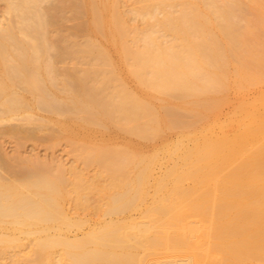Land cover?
<instances>
[{"label": "bare ground", "instance_id": "6f19581e", "mask_svg": "<svg viewBox=\"0 0 264 264\" xmlns=\"http://www.w3.org/2000/svg\"><path fill=\"white\" fill-rule=\"evenodd\" d=\"M0 1V123L83 163L0 173V264H264V0Z\"/></svg>", "mask_w": 264, "mask_h": 264}, {"label": "rangeland", "instance_id": "374dc122", "mask_svg": "<svg viewBox=\"0 0 264 264\" xmlns=\"http://www.w3.org/2000/svg\"><path fill=\"white\" fill-rule=\"evenodd\" d=\"M52 1L54 2L55 0H52ZM121 4H122L121 9L127 10V11H129L132 8H136V7L140 6V3L136 0H126L125 2L122 0ZM3 5H4V1H3V4H2V1H0V12H2V10L4 9L5 5L4 6ZM88 19H89V17L86 14L73 16V15H70V13H69V17L66 19L65 22H63L61 24H56L53 28H56V29L64 28L69 32L77 30L79 36L81 38L83 37L82 39H84L85 30L82 27L87 22ZM113 51H115V50H113ZM116 54L117 53L114 52L113 55H115V56H113V57L115 59H117V61H120V60H118V57H119L118 54L117 55ZM119 59H120V57H119ZM59 65H61V66L66 65L68 67H74L75 64L72 61H68L65 64L59 63ZM130 81L135 83V81L129 79V83H131ZM133 83H131L130 85L133 87L136 86L135 84L133 85ZM14 120L12 121L13 124L20 122V121H17L16 119H14ZM14 122H16V123H14ZM10 125H11L10 121H8V122L6 121L4 123L2 121L0 123V162H1L0 163V173L2 174V176L5 179H8V180L10 178L12 179V176L15 173L12 171L13 169H15V168L19 169L24 164L27 166L26 168H28V165L32 164V161H33V163L39 162V161L43 162V163L48 162L47 164L51 163L50 165H54V166H55V164L58 165V164L63 163L66 167L67 166H69V167L74 166V165L78 164L77 161H80L78 159L76 160V162L74 161L76 158H79V157H77L78 152L76 153L75 152L76 150L73 147V144H72L73 141L68 140L64 137L60 138L59 137L60 131H59V129H58L59 127L57 125H55V126L53 125V127L50 126L51 128L47 127L48 129L44 128L41 131H40V129L39 130L36 129L37 131L34 130L32 134L25 135V136L21 135L22 137L16 136L14 133L12 134V132L10 130H8L9 129L8 126H10ZM169 133H171V131L166 134L167 140L171 141V139L174 140L175 137L177 138V135H176L177 131H176V133H175V131L174 132L172 131L171 134H169ZM170 137H171V139H170ZM115 138L117 139L116 140L117 142H119L118 140H121V142L123 141V137L120 135L118 137L116 136ZM67 141H69V143ZM160 141H161V139H160ZM160 141L158 140L157 143L161 144L162 141L161 142ZM19 158H20V160L21 159H24V160H22V162H21L19 160ZM26 158H28V159H26ZM23 161H24V163H23ZM27 162H29V163H27ZM54 162H55V164H52ZM80 164L83 165L82 162H79V164L76 166H81ZM14 165H15V167H14ZM19 165L20 166L22 165V166L20 167ZM25 165L23 167H25ZM163 166L157 167L156 174L160 175L163 173V170L166 169V165H163ZM9 171H11V172H9ZM136 212H137L136 214H135V212H133V214H134L133 216H135V217H137V214H138V216L140 214L138 211H136ZM92 215H93V217L91 216V214L89 216L90 217L89 222L92 221V222H90V224H92V225H94L96 223V222H93V221H95V219H96V221L97 220L99 221L102 218V217L101 218L99 217L100 216L99 214L95 215L94 213H92ZM91 217L93 220H91ZM74 234L75 233L73 232L71 235H74Z\"/></svg>", "mask_w": 264, "mask_h": 264}]
</instances>
